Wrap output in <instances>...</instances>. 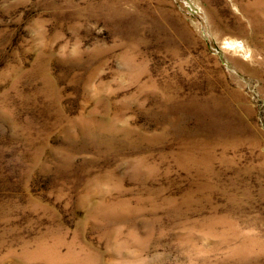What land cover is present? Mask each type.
Listing matches in <instances>:
<instances>
[{
  "label": "rangeland",
  "instance_id": "obj_1",
  "mask_svg": "<svg viewBox=\"0 0 264 264\" xmlns=\"http://www.w3.org/2000/svg\"><path fill=\"white\" fill-rule=\"evenodd\" d=\"M0 264H264V0H0Z\"/></svg>",
  "mask_w": 264,
  "mask_h": 264
}]
</instances>
